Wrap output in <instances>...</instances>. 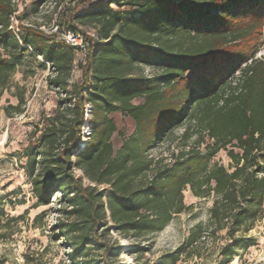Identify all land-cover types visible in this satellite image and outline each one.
<instances>
[{"label":"trees","instance_id":"obj_1","mask_svg":"<svg viewBox=\"0 0 264 264\" xmlns=\"http://www.w3.org/2000/svg\"><path fill=\"white\" fill-rule=\"evenodd\" d=\"M22 1L30 5L20 12L15 0H0V96L27 53L50 64L51 87L66 95L45 120L29 165L36 206L58 196L72 219L57 227L70 261L82 264L94 251L102 252L100 264H115L118 250L105 235L113 229L139 241L163 230L188 209L189 189L213 198L210 221L154 264L193 257L203 235L222 232L229 238L222 264L231 262L244 244L237 235L264 215V55L257 57L264 0H72L56 33L24 23L47 0ZM61 32L80 34L86 52ZM82 53V80L72 86ZM23 106L22 97L12 108L19 114ZM118 115L130 119V132L120 130ZM166 144L167 156L153 154ZM222 151L229 167L214 161Z\"/></svg>","mask_w":264,"mask_h":264},{"label":"rangeland","instance_id":"obj_2","mask_svg":"<svg viewBox=\"0 0 264 264\" xmlns=\"http://www.w3.org/2000/svg\"><path fill=\"white\" fill-rule=\"evenodd\" d=\"M72 0H47L37 15L24 21L25 24L42 26L44 31L54 32L57 18ZM20 12L30 2L15 0ZM87 33H93L91 27L83 26ZM264 55V46L257 57ZM85 55L79 54L71 73L70 84L77 85L82 80V66L86 62ZM12 75L11 82L0 96V264H74L70 261L69 241L57 229L59 224L71 221L60 210L58 196L48 206H36L32 194V176L30 163L37 157L35 142L43 130L45 120L52 116L58 108V102L66 99L50 85L49 76L52 69L49 63L41 58H34L27 53ZM149 72L147 71V74ZM23 97V112L17 113L14 108ZM10 111V114L7 111ZM91 107L86 110V123L82 127L83 141L91 135ZM120 130L130 132V119L118 115L116 117ZM181 133V132H180ZM179 133V134H180ZM172 145V149L177 146ZM116 147L120 145L116 141ZM168 145L153 152L154 155L168 154ZM214 161L229 167L231 159L227 152L216 155ZM77 177L84 178L81 170H76ZM85 185L91 182L84 178ZM102 188V187H100ZM213 198L201 199L194 197L191 190L185 191V204L188 209L175 216L166 228L152 236L139 241L121 235L115 230L105 235L104 240L117 248L115 264H154L165 255L177 251L187 243L191 231L198 225L207 226L209 213L213 206ZM237 238H244V244L237 250L228 264H264V215L256 222L250 232L240 231ZM229 242L227 232L211 236L203 235L197 245L193 257L184 255L178 264H222L221 248ZM135 246L146 249L137 253ZM102 252H90V256L82 264H100Z\"/></svg>","mask_w":264,"mask_h":264},{"label":"built area","instance_id":"obj_3","mask_svg":"<svg viewBox=\"0 0 264 264\" xmlns=\"http://www.w3.org/2000/svg\"><path fill=\"white\" fill-rule=\"evenodd\" d=\"M54 32H57V28H54ZM61 39L73 47L80 48L82 52H86L84 39L80 34L70 33V32H61L59 33Z\"/></svg>","mask_w":264,"mask_h":264}]
</instances>
